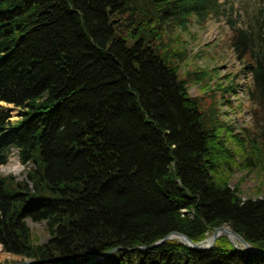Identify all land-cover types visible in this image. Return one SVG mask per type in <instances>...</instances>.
Masks as SVG:
<instances>
[{
	"label": "trees",
	"instance_id": "trees-1",
	"mask_svg": "<svg viewBox=\"0 0 264 264\" xmlns=\"http://www.w3.org/2000/svg\"><path fill=\"white\" fill-rule=\"evenodd\" d=\"M229 1L0 0V101L23 110L12 123L0 109V164L16 148L27 176L0 174L2 250L25 264H264L225 234L203 251L173 239L138 248L228 225L264 252V196L229 183L235 168L264 171V141L246 150L229 126L239 149L227 146L217 94L233 86L210 87L212 69L181 73L188 54L173 35L227 15L264 123V0L239 19ZM28 220L44 223L45 242Z\"/></svg>",
	"mask_w": 264,
	"mask_h": 264
},
{
	"label": "rangeland",
	"instance_id": "rangeland-1",
	"mask_svg": "<svg viewBox=\"0 0 264 264\" xmlns=\"http://www.w3.org/2000/svg\"><path fill=\"white\" fill-rule=\"evenodd\" d=\"M238 10L243 7L239 0H236ZM239 2V3H238ZM251 4L255 0H249ZM180 36V48L188 54L187 58L180 63V72L184 69L191 70L195 67L212 69L213 78L209 82L210 87L220 81L223 85H232L224 92L221 98L220 93L217 94L219 100L218 111L220 118L226 122L223 126V137H228V127H233L232 133H237L243 137L246 142V150H250L249 139L252 138L258 144L263 146L264 141V123L256 122L252 116V108L254 103L251 102L247 89L250 85V75L245 74L242 67L243 60H238L234 50L230 46L231 29L226 23V18L223 15L206 18L203 23L192 17L187 29L181 30L177 27L174 34ZM175 40V44H177ZM189 95L205 97V90L200 88L199 84L190 83ZM207 102V101H206ZM0 109L9 114V119L12 123L20 120L23 110L14 106L11 103L0 101ZM258 114V112H257ZM247 129L245 131L244 129ZM231 132V131H230ZM230 138V137H228ZM227 146L237 151L238 143L230 138L227 141ZM33 164L30 163L29 167ZM15 167L18 170H15ZM26 167L23 165L18 156V150L12 148V152L5 164H0V174L12 175L16 180H27ZM230 186L239 184L240 195L242 198L248 196H264V171L260 167L252 169L235 168L231 173ZM31 229L38 236L39 242H45L48 239L47 233L44 231L43 222H34L28 220ZM209 235V234H208ZM16 261L23 264L21 257L2 250L0 245V262Z\"/></svg>",
	"mask_w": 264,
	"mask_h": 264
},
{
	"label": "water",
	"instance_id": "water-1",
	"mask_svg": "<svg viewBox=\"0 0 264 264\" xmlns=\"http://www.w3.org/2000/svg\"><path fill=\"white\" fill-rule=\"evenodd\" d=\"M225 234L231 244L235 247V249L251 253V254H264V252L260 251L259 249L253 247L250 243H248L239 233L234 231L231 227L228 225H221L218 227L213 228L212 232L209 236H207L205 239L201 241H194L192 240L187 234L180 232V231H171L168 234H166L164 237L156 240L155 242L149 244V245H142L138 248L145 249V248H152L155 246H158L165 242L166 240L175 239L177 242L187 245L190 249L194 251H203L208 250L212 248L217 240V238L221 235ZM115 247L114 249H116ZM111 251V250H110ZM110 251L106 252L109 253ZM98 258H101V256L95 257L91 261L85 263L88 264ZM27 261L24 260L23 264ZM1 264V263H0ZM8 264H19L17 262H11Z\"/></svg>",
	"mask_w": 264,
	"mask_h": 264
},
{
	"label": "bare ground",
	"instance_id": "bare-ground-1",
	"mask_svg": "<svg viewBox=\"0 0 264 264\" xmlns=\"http://www.w3.org/2000/svg\"><path fill=\"white\" fill-rule=\"evenodd\" d=\"M15 170L17 171V170H18V168H17V167H15Z\"/></svg>",
	"mask_w": 264,
	"mask_h": 264
}]
</instances>
